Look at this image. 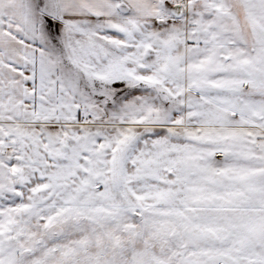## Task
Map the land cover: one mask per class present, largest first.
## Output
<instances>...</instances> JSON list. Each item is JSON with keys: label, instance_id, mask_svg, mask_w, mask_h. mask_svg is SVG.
I'll return each mask as SVG.
<instances>
[{"label": "snow or ice", "instance_id": "1", "mask_svg": "<svg viewBox=\"0 0 264 264\" xmlns=\"http://www.w3.org/2000/svg\"><path fill=\"white\" fill-rule=\"evenodd\" d=\"M0 264H264V0H0Z\"/></svg>", "mask_w": 264, "mask_h": 264}]
</instances>
